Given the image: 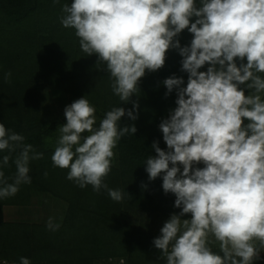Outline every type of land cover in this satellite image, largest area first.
<instances>
[{
    "label": "clouds",
    "instance_id": "clouds-1",
    "mask_svg": "<svg viewBox=\"0 0 264 264\" xmlns=\"http://www.w3.org/2000/svg\"><path fill=\"white\" fill-rule=\"evenodd\" d=\"M61 11L62 26L74 30L83 53L97 56L113 94L133 108L112 107L96 127V108L86 96L66 106L53 166L68 169L66 178L80 188L104 189L113 201H122L127 193L105 183L118 142L137 132L134 124L121 126V118L138 119V101L130 98L139 93L146 71L164 67L167 52L176 49L187 84L183 87L184 79L175 75L163 81L165 97L173 90L177 96L176 107L159 125L167 151L154 142L156 155L147 156L144 165L150 181L162 175L164 193L175 195L174 207L181 211L164 223L153 244L166 264L259 260L264 251V0H73ZM185 29L193 38L182 47L177 37ZM11 76L4 73V81L11 83ZM24 141L0 123V151L8 153L0 159V199L31 184L30 162L43 158ZM10 160L15 173L6 177L2 169ZM188 214L190 219H182ZM46 227L54 232L60 225L50 217ZM19 264L31 262L20 257Z\"/></svg>",
    "mask_w": 264,
    "mask_h": 264
},
{
    "label": "trees",
    "instance_id": "trees-1",
    "mask_svg": "<svg viewBox=\"0 0 264 264\" xmlns=\"http://www.w3.org/2000/svg\"><path fill=\"white\" fill-rule=\"evenodd\" d=\"M72 2L0 0V123L22 134L25 143L44 154L30 162L31 184L21 185L13 197L0 199V264H19L20 257L31 264H166L153 240L181 209L174 207V194L164 193L162 175L149 180L144 162L147 156L156 155L154 142L167 151L159 125L176 107L177 96L173 90L165 97L163 81L175 75L184 79L182 86L186 87L188 74L181 70L182 57L170 49L164 67L146 71L138 84L139 93L130 98L138 101V119L121 118V126L134 124L137 132L118 142L105 183L129 196L116 202L104 189L97 193L91 185L80 188L66 178L68 169L53 166L58 127L66 118L61 109L48 104L49 97L71 104L86 96L96 108V127L112 107L127 111L133 105L120 102L111 90L105 66L97 64L95 54L83 53L74 30L62 26V5ZM192 38L187 29L177 37L182 47L190 45ZM9 71L11 83L3 79ZM7 154L0 151V159ZM2 170L6 177L13 176L12 160ZM40 196L65 204L57 231H49L46 224L4 220V207H28ZM182 219H190V214ZM253 264H264V255Z\"/></svg>",
    "mask_w": 264,
    "mask_h": 264
},
{
    "label": "rangeland",
    "instance_id": "rangeland-1",
    "mask_svg": "<svg viewBox=\"0 0 264 264\" xmlns=\"http://www.w3.org/2000/svg\"><path fill=\"white\" fill-rule=\"evenodd\" d=\"M48 104L55 109H61L64 113L68 101L58 102L52 95L49 97ZM61 104V105H60ZM65 210V204L47 196L36 197L28 207H4L3 218L7 222H24L47 224L48 219L53 218L54 222L60 223ZM264 255L261 251L260 256Z\"/></svg>",
    "mask_w": 264,
    "mask_h": 264
}]
</instances>
